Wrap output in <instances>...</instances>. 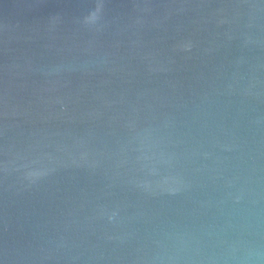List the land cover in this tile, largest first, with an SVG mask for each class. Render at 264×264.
Wrapping results in <instances>:
<instances>
[{
	"label": "water",
	"instance_id": "water-1",
	"mask_svg": "<svg viewBox=\"0 0 264 264\" xmlns=\"http://www.w3.org/2000/svg\"><path fill=\"white\" fill-rule=\"evenodd\" d=\"M0 264H264V0H0Z\"/></svg>",
	"mask_w": 264,
	"mask_h": 264
}]
</instances>
